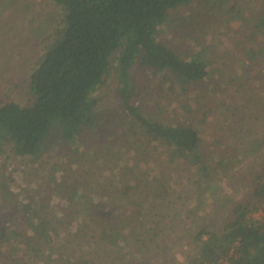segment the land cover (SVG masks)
<instances>
[{
    "label": "rangeland",
    "instance_id": "obj_1",
    "mask_svg": "<svg viewBox=\"0 0 264 264\" xmlns=\"http://www.w3.org/2000/svg\"><path fill=\"white\" fill-rule=\"evenodd\" d=\"M261 1L192 0L172 8L162 23L160 39L177 52L187 53L194 47L208 45L204 46L205 57L212 67L211 83L216 91L208 89L209 101L199 102L200 110L186 94L155 91L166 77L164 71L157 69L147 76L148 87L139 88L133 98V103L153 120H177L197 126L202 146L215 154L211 181L201 192L191 184L185 185L191 169L185 170L188 165L182 157L171 154L165 143H151L139 134L140 125L123 108L118 61L114 60L107 82L94 92L98 98L94 109L100 122L86 132L84 151L81 143L82 146L77 144L74 149L71 146L62 151L55 142L59 138L57 130L45 138L42 153L33 161L16 155L10 143L3 146L0 221L28 190L39 195L43 191L51 193L47 176L55 172L60 180L65 175V182L69 184L70 180L75 189L83 185L88 194H100L114 203L120 201L119 223L124 226L120 244L107 243L108 234L104 231L97 236L99 250L109 260L108 264H173L193 255L187 240L189 233L204 223L220 226L231 214L235 202H250L252 189L264 175V58L250 61L237 39L256 17L252 13ZM64 13L54 0H0V103L9 100L22 105L30 103V74L55 41ZM219 67L226 71L221 74ZM241 99L251 104L252 116H246V122L235 116L225 117L227 112L237 110ZM202 111H206V121L201 120ZM112 126L117 130H112ZM145 155H149L150 162L144 160ZM135 159L142 161L139 164ZM145 171L150 186L143 192L159 201V207L150 211L137 208L134 213H141L145 226L139 231L140 237L138 234L135 237L132 228H139L130 208L132 202L119 186L120 181H130L138 172ZM177 177L181 186L174 182ZM160 188L166 194L164 201L156 195ZM64 189L66 194L70 191L67 186ZM179 193L184 196L177 200ZM132 196L141 197L137 190L132 191ZM62 201L66 199L58 194L50 200L58 205ZM253 215L262 218L264 209ZM227 262L224 259L222 264ZM35 264L43 263L39 259Z\"/></svg>",
    "mask_w": 264,
    "mask_h": 264
},
{
    "label": "trees",
    "instance_id": "obj_2",
    "mask_svg": "<svg viewBox=\"0 0 264 264\" xmlns=\"http://www.w3.org/2000/svg\"><path fill=\"white\" fill-rule=\"evenodd\" d=\"M54 1L64 9L63 25L30 74V103L22 105L14 100L0 103V152L10 143L16 155L33 161L42 153L45 138L55 130L59 132L56 146L62 151L71 146L74 149L77 144L83 145L84 151L86 132L100 122L94 109L98 102L94 92L107 82L116 60L122 105L140 125L139 134L151 143H165L171 154L182 157L188 165L185 170L191 169L185 185L191 184L201 192L211 181L215 154L202 146L197 126L177 120H153L133 103L139 88L148 87L147 76L152 69L162 70L166 75L155 91L186 94L193 106L197 103L198 110L199 102L209 101L208 89L216 91L211 83L212 67L205 57L204 46L208 45L180 53L159 36L160 27L172 8L192 0ZM262 3L263 0L252 13L256 17L249 28L237 38L245 55L255 62L264 58ZM219 69L221 74L226 71V68ZM237 103V110L227 112L225 117L235 116L246 122V116H252L251 104L242 99ZM201 114V120L206 121V111ZM148 157L145 155L144 160L149 161ZM147 172H138L134 179L120 181L119 186L121 193L132 202L130 208L139 228H132L135 237L137 234L140 237L139 231L145 226L141 213H134L137 208L150 211L159 207V201L143 192L150 186V178L145 177ZM64 178L62 175L60 180L51 172L47 176L51 193L43 191L39 195L28 190L0 221V264H35L39 259L43 264H108L109 260L99 250L97 236L104 231L108 234L107 243L120 244L124 230L119 223L120 201L114 203L100 194H88L83 185L75 189ZM177 179L175 184L181 186ZM64 186L70 190L67 194L63 192ZM134 190L140 198L132 196ZM157 191L161 201L166 200L165 192L161 188ZM57 194L66 201L52 204L50 200ZM182 196L184 193H179L177 200ZM261 208L264 209V175L252 189L250 202H235L231 214L220 226L204 223L190 232L187 240L193 255L173 264H222L224 259L227 264H264V215L262 218L253 215Z\"/></svg>",
    "mask_w": 264,
    "mask_h": 264
}]
</instances>
